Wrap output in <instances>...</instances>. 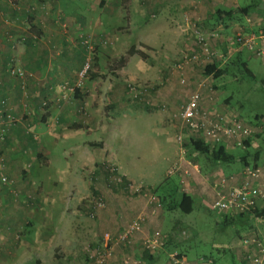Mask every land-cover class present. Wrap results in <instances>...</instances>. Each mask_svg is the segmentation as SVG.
<instances>
[{
  "label": "crops",
  "instance_id": "0c3cea01",
  "mask_svg": "<svg viewBox=\"0 0 264 264\" xmlns=\"http://www.w3.org/2000/svg\"><path fill=\"white\" fill-rule=\"evenodd\" d=\"M232 1L0 0V98L7 100L12 115L21 117L17 125L6 130V138L0 142V177L5 175L11 181L6 185L0 183V229L3 233L0 263H77V256L70 250L78 252L85 239L83 235L95 225L83 223L82 199L87 195L88 179H96L100 173V151L108 142L110 151L116 144L126 151L128 142L121 134L138 131L127 128V124L126 127L121 124L103 127L100 122L102 103L105 101L123 113L124 82L151 79L158 83L152 70L176 68V63L172 65L171 60L189 42L192 43L196 25L210 24L217 17L226 16L220 11L263 6L259 0H243L245 3L235 0V5L229 6ZM12 4L17 7L13 8ZM31 6L34 11L26 12ZM252 11L250 7L249 15L239 21L244 22V28L255 26L251 23ZM238 23L230 20L217 25L224 27ZM83 37L89 39L94 48L93 61L88 68L85 63L91 59ZM124 45L142 52L145 60L133 54L125 63H117L113 54L120 52ZM107 47L111 48L108 52ZM148 60L152 68L145 64ZM163 61L167 65L164 66ZM8 62L25 72L26 79L8 75ZM166 96L167 101L177 100L172 93ZM122 115L124 119L128 116ZM105 128L110 131H104ZM164 133L161 131L159 135ZM68 138H74V142L65 144ZM61 142L67 145L62 151L66 164L63 169L56 170L54 162L58 156L54 150ZM250 142L254 144L252 140ZM235 148L234 143H228L230 153L234 154ZM118 152H113V159H109L115 165V173L127 182L145 179L143 176L135 178L133 173L122 170L119 157L115 156ZM232 161L239 160L235 157ZM233 165H219L212 174H233L231 172L236 170ZM195 179L196 176L190 181V194L194 203L205 206L207 203L201 201V193L206 188ZM138 205L137 201L114 197L109 207L98 213L100 225L108 223V227H114L118 225L114 223L117 219L122 223L128 216L138 213ZM145 216L144 229L149 232L153 217L150 212ZM257 219L263 222L262 218ZM219 221L216 224L220 225ZM14 231L23 235L18 243L10 237ZM142 238L141 233L135 235L134 249L130 252L133 259H140L141 264H165L168 246L166 250L152 254L149 261L140 251ZM215 247L225 254V246ZM55 251H58L57 255ZM239 251L240 247L228 249L232 260L240 262ZM200 257L218 264L205 255L188 260L196 261ZM81 258L85 256L81 255ZM119 262L121 256L116 254L106 264Z\"/></svg>",
  "mask_w": 264,
  "mask_h": 264
},
{
  "label": "rangeland",
  "instance_id": "374dc122",
  "mask_svg": "<svg viewBox=\"0 0 264 264\" xmlns=\"http://www.w3.org/2000/svg\"><path fill=\"white\" fill-rule=\"evenodd\" d=\"M241 2L245 3L243 0ZM231 5H235V0L229 3V6ZM251 18L253 25L256 27L260 25L261 17L257 11L252 12ZM195 28L201 29L205 35L206 33L214 31L219 32L220 38L211 41L212 48L219 56L222 54L223 48H227V40L231 39L236 33L243 31L244 26L230 24L227 28L228 30H224L225 28L220 25L213 27V30L204 27V25H196ZM121 48L120 52L113 54V57L117 63L123 64L129 57L128 51L131 47L124 45ZM110 50L111 48L107 47V52ZM192 51L193 39L191 44L189 42L171 60L172 65L174 62L176 63L174 70L171 67H167L165 70L153 69L152 76L158 78V83L151 79H136V81L128 80L124 82L123 113L119 109L109 106L110 104L105 101L102 103L100 122L103 127L109 128L118 126L119 124L122 126L127 124V128L133 127L138 129V133L126 131L121 134V137H125L128 142L126 144L128 147L126 151H124L125 149L120 150L121 146L118 147L117 144L110 151L111 145L109 142L107 147H104L100 151L99 161L102 165L101 169H99L100 173H98L99 175L96 179H88L89 182L86 183L87 195L82 199L85 211V214L82 216L84 218L83 223L95 225L89 227L91 231L83 235L85 239L84 242L83 240L81 241L78 252L70 250V253L77 256L76 259L78 260L77 263L71 262V264H86V252L88 249L90 250L98 247V245H102L103 241L108 239V235L110 237L121 231L126 223L135 217H141L143 220L141 235L146 236L158 230L166 237L168 253L178 252L185 255L187 259H195L205 255L211 257L213 260L215 259V263L218 264H241L238 261L232 260L228 249L240 247V238L249 236L251 228L257 227L259 234L264 239L263 202L258 201L257 203L259 211L258 218H262L263 222L259 223L255 215H237L234 217L236 221L226 223L218 216L216 211L210 209V199L212 198L210 197V192L212 191L202 180V177L197 176V173L194 171L192 173L193 177L196 176L195 181L198 184L201 183V187L205 186L206 188L203 192L201 191V201L207 204L201 206L200 202L193 203L192 211L189 214H184L176 208H169L172 202L174 203V201L176 202L179 199V195L182 192L180 186H178L179 184L177 185V177L175 175L167 177L166 173L174 163L179 162L182 159L181 157L185 155L183 144L187 139L185 138L181 145L175 141L176 136L181 132H188V129L181 125L175 115L195 91H199L201 94L200 111H207L210 117L222 114L230 118L235 115L243 124L254 130L255 133L250 138L254 144H251L245 150L235 148L233 150L234 157L244 156L252 164L253 155L258 152L259 162L264 160V62L257 57H249L243 64L232 68L228 74L220 79H214L211 76L206 77L203 75L202 70L205 65L195 64L184 59ZM230 51H233V49L230 48ZM164 59L167 61V58ZM145 64L149 66L150 61L148 60ZM162 64L164 66L167 65L164 61ZM165 73H167L166 76H164ZM129 82L148 86L149 94L146 95L148 103L139 104L129 97L127 90V83ZM171 93L177 97V100H166V95ZM122 114H128V116H125L126 118L124 119ZM108 128H105L104 131L109 132L110 130ZM161 131L165 132L162 136L159 135ZM143 134L147 135V137L143 136ZM79 137L83 138L84 136L79 135ZM64 142L65 144H69V142L73 143L74 138L65 139ZM65 144L61 142L54 150L56 151V156H58V159L54 162V169L56 170L63 169L66 164L62 153L67 147ZM180 146H182L183 150ZM116 151H119L118 156H115L119 157V164L122 170L133 173L135 178L143 176L145 179H142V181H126L127 184L124 186L126 188L120 185L117 186L120 188H116V184L122 182V177L112 170L113 168L115 169V165L109 161V159H113L111 155ZM166 157L168 158L166 159ZM233 166L236 170L231 173L237 172L241 167L239 162H235ZM104 170H108L107 175ZM50 173L53 174L52 168ZM98 184H100V189L97 187ZM153 191L154 195L162 200V203L160 202L159 212L156 215L152 214V210L159 203L156 201L154 205L149 203V198L152 196ZM114 197L118 199L123 198L130 202L137 201L140 210L136 215L128 216V218L122 220V223L117 219L114 223L118 225L114 227H108V223L100 225L98 213L107 209L109 202ZM97 199L103 202L102 208H93V203ZM168 201H171V203L168 204ZM58 207L61 208V205ZM149 212L153 217V224L150 225L149 232H145V214L147 215ZM40 216L45 220L42 214ZM217 221L222 225L216 224ZM106 233L108 235H105ZM1 237H3V233L0 229ZM10 237L18 243L23 238V235L19 231H14ZM215 245L225 246L227 248L225 249V254L218 252V248ZM160 251H156L155 253ZM56 252L58 251H55L57 255ZM116 254L121 256V263L119 262V264H124L127 255L119 247L113 248L112 255L107 258L105 264ZM81 255H84L85 258L82 259ZM139 264H141V261Z\"/></svg>",
  "mask_w": 264,
  "mask_h": 264
},
{
  "label": "built area",
  "instance_id": "2783aa9c",
  "mask_svg": "<svg viewBox=\"0 0 264 264\" xmlns=\"http://www.w3.org/2000/svg\"><path fill=\"white\" fill-rule=\"evenodd\" d=\"M12 7L16 8L17 5L12 4ZM33 11V6L28 7L26 10L28 13ZM63 32L66 33L67 30ZM192 34L193 51L185 56L184 59L195 64L207 65L212 63L215 56H218V53L212 48L211 41L219 39V34L212 33L208 36L198 29H194ZM82 40L90 54L92 45L89 39L83 37ZM234 43L254 50L256 56L264 60V36L245 35L239 32L227 40L229 48ZM89 63L88 61L85 63L86 68L89 67ZM9 74L22 80L27 77L25 72L14 66L9 70ZM127 90L129 97L136 103H148L146 100V95L149 94L147 85L129 83ZM200 100V92L195 91L180 107V110L177 111L176 118L182 126L188 129L187 133L181 132L176 136L175 141L177 143L182 145L185 138H199L211 148L219 142H225L226 144L234 143L236 146L242 147L243 142L254 135V130L243 124L235 115L230 118L222 114L210 117L207 111H200ZM20 121L21 117L11 114L7 100L0 98V142L5 140L6 130L9 127L17 125ZM34 138H37V136L35 135ZM180 147L182 149V146ZM181 158L179 162L174 163L167 170L166 174L167 177L175 175L178 179L177 181L182 184V190L190 194L192 188L189 186V183L193 178L192 172L200 173L196 165L185 161L183 156ZM112 170L115 171L114 168ZM201 177L212 191L209 207L216 211L222 219L228 220L231 216L237 215H254V207L258 201H264V161L241 168L239 172L230 175L219 173ZM10 182L5 175H1V184L6 185ZM150 198L149 203H151ZM102 207L103 202L100 199L94 201L93 208L99 209ZM159 207L160 204H157L152 210V214H158ZM142 222L141 217H135L126 223L121 231L114 235L109 237L108 233H106L105 235H108V239L103 241L102 245L87 250L86 264H105L115 247L129 249L133 244L135 235L142 230ZM165 245L166 237L157 230L143 236L140 242V249L144 253L154 254L156 251L163 250ZM239 256H241V264H264V239L256 228H251L249 236L240 238ZM167 257L165 264H212L209 259H205L204 257H200L196 261H190L183 255L179 256L177 252H170ZM131 263L139 264L140 260H134L129 257L124 260V264Z\"/></svg>",
  "mask_w": 264,
  "mask_h": 264
},
{
  "label": "trees",
  "instance_id": "16d2710c",
  "mask_svg": "<svg viewBox=\"0 0 264 264\" xmlns=\"http://www.w3.org/2000/svg\"><path fill=\"white\" fill-rule=\"evenodd\" d=\"M259 2H261L263 4V6L260 8L257 7L258 5H253V6L249 5V6L242 7L241 9L235 8V9H231L229 11H224V12L220 11L221 15H223V16L226 15V16H224L223 18H220V17H217L218 16L217 15L215 22H212L210 24L207 23L204 25V27H207V28H210V30H213L214 29L213 27H216V25L219 24V22H222L225 24L227 21L233 20V21H236L238 23L239 21H241V19H243L244 16L249 15L248 11H249L250 7H252L253 8L252 12L257 11L259 13V15L261 17V23L257 27L254 26V28H249V27L243 28V31H241V32L245 35H252L253 34L255 36H264V0H259ZM214 15H216V14H214ZM238 24L243 26L244 22H239ZM228 27L229 26H227V25L224 26V28L226 30ZM194 29H198V28H194ZM198 30H201V29H198ZM212 33L219 34V32L214 31V32L206 33V35L209 36ZM192 39H193V34H192ZM230 48L233 49V51H230ZM230 48L228 46H227V48H223L222 54H220L219 56H215L212 63H209L203 67L202 73L204 76H206V77L211 76L214 79H220L224 75L228 74V72L231 71L232 68L243 64L247 58L257 57L254 50H250V49H247L243 46H240V44H238V43H234L232 45V47H230ZM133 54H138V56L141 59H145V55L142 52H136L134 47H131V49H129V51H128V56H131ZM92 55H94V48H92V51L89 54L90 59H91V60H89V62L92 61V58H91ZM257 58L260 59L262 62H264L263 59H261L259 57H257ZM11 68H13V64L11 62L10 63L8 62L7 66H6V69H7L6 71H7L8 75H10L9 70ZM225 100H227V99H225ZM250 140L251 139L245 140L243 142L242 147H239L236 145L235 146L237 148L245 150L248 147H250V145H251ZM227 147H228V144H226L225 142H219L211 148L199 138H189L183 144V149L185 151L184 157L186 160L193 162V164L198 167L199 173L201 175L211 176V175H213L212 174L213 169H215L219 165H227V164L235 163L232 161L235 158L234 154L230 153L228 151ZM238 160H239L238 162L240 163L241 167L239 168V170L237 172H239L241 170V168H245L246 166L253 165L256 163L257 164L261 163V162H259L258 152H256L253 155V163L252 164H250V162H248L244 156L238 157ZM104 171H105V173H108L107 172L108 170H104ZM227 174H229V173H227ZM126 184H127V182L124 179H122V182H120V183L118 182L116 185H118V186L120 185L123 187ZM177 185L180 186L182 193H180L179 199L176 202L174 201V203L173 202L171 203V201H168V204L171 203V206L169 208L170 209L176 208V209H179L184 214H189L192 211L194 198L191 196V194L185 193L182 190V184L179 181H177ZM158 198H157V196L154 195V191H153L152 196L150 198L151 203L153 205L155 204V201L159 204H160V202L162 203V200L160 198L159 199ZM259 202H262V201L260 200ZM253 212H254V215L257 219L258 214H259L257 205L254 207ZM234 217L235 216H231L228 220H225V219H223V220H225L224 222H226V223L227 222L228 223L234 222V221H236V219ZM255 228L258 231V228L257 227H255ZM166 247H167V245L164 246V248H166ZM121 249H123V248H121ZM133 249H134V239H133L132 246L129 249H123V252H125L127 257L133 259V257H131L132 255H130V252H132ZM142 253L145 254V257H147V259L149 261L152 260L151 259L152 254H147L144 252H142ZM178 254H179V256L182 255L181 253H178Z\"/></svg>",
  "mask_w": 264,
  "mask_h": 264
}]
</instances>
